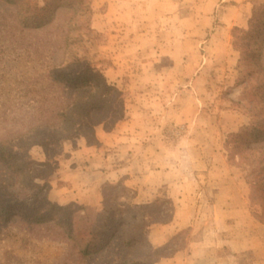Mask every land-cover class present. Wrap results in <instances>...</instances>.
Wrapping results in <instances>:
<instances>
[{
    "label": "rangeland",
    "instance_id": "1",
    "mask_svg": "<svg viewBox=\"0 0 264 264\" xmlns=\"http://www.w3.org/2000/svg\"><path fill=\"white\" fill-rule=\"evenodd\" d=\"M232 1L177 0L178 17L170 22L163 15L161 24L150 26L136 23L129 17L115 26L107 27L105 17L100 19L101 23H95V28L103 35H98V49L92 48L89 54L93 62L105 67L108 80L125 91V116L110 130L99 127L98 140L93 138L89 141L83 134H74L65 138L69 141H61L59 152L52 157L51 188L48 193L52 200L61 204L79 202L102 208L101 188L104 183L111 182L117 184L110 188L113 206L119 207V200L135 203L156 199L154 206L146 208L147 218L160 216L168 219L162 222H169L175 218L177 206L185 194L179 196L176 189L174 196L172 190L162 189L157 195L140 201L137 199L138 187L126 181L128 175H133L141 180L139 183L154 186L157 179L154 170L160 169V164L166 162L160 154L164 148L168 152H163L165 156H173L178 175L186 180L181 191L188 192V197L193 196L189 190L193 189L191 193H194L193 182L196 181L201 191L197 199L200 211L197 229L195 223L184 227L166 243L164 253H175L179 248L188 247L194 238L207 237V241H210V222L207 221L216 213L213 206L216 189L212 182H215L212 174L215 166L224 167L227 183L237 176L243 178L245 188L249 189L253 215L256 220L262 221V216L258 214H264L263 206L251 199L250 167L240 162V151L254 138V134L244 133L237 147H234L233 142L228 145V138L230 133L250 125L252 112L264 104L262 92L257 88L264 77V46L261 50V45L255 43L252 66L241 74L239 61L242 53L239 45L242 44V32L238 28H248L249 24L229 22L228 18L233 15L230 12ZM251 1L252 7L255 1L262 2ZM60 3L56 5L54 21L47 27L61 32L58 25H66L70 20L68 13L82 4L79 0ZM162 5L163 13L170 8L165 2ZM80 9L75 13V18L83 21L85 15ZM103 9L99 13H104ZM157 10H160L159 7ZM2 14L11 17L8 4L0 0V16ZM41 30L36 28L32 34ZM259 41L263 42L262 39ZM84 138L89 144H99L110 152L109 167L106 164L99 165L108 176H103L106 177L103 183H96L102 170L97 172L98 166L91 165L90 159H81L77 155L76 146H82L80 141ZM230 146L239 152L232 155ZM156 148L160 153L157 154ZM146 155L149 162L145 165L143 158ZM34 156L43 160L45 153L42 148H36ZM126 160L130 161L126 169L129 172L127 176H121L120 163ZM79 163L85 170L89 168V176L83 179L78 177L74 181L72 173ZM118 191H121V196H118ZM122 214H127V211ZM226 219L231 221L232 217ZM160 222H152L147 226L153 243V229ZM252 222L245 226L247 229L243 230V235L249 236L246 230L254 226L255 222ZM238 233L242 234L240 227ZM262 233L259 239L256 237L253 241L254 244L262 241ZM252 251L247 252L246 256L252 257L256 263L259 261L258 264H264L260 249ZM217 252L214 249L213 253ZM220 256L224 258L225 264H233L229 261L228 253L220 250ZM166 257L163 256L158 263L162 264Z\"/></svg>",
    "mask_w": 264,
    "mask_h": 264
},
{
    "label": "trees",
    "instance_id": "2",
    "mask_svg": "<svg viewBox=\"0 0 264 264\" xmlns=\"http://www.w3.org/2000/svg\"><path fill=\"white\" fill-rule=\"evenodd\" d=\"M2 1L11 17L0 16V264H159L174 252L164 253L167 244L156 246L147 231L152 222L168 221L147 218L156 199L113 206L110 188L117 184L111 182L101 188L102 208L61 204L48 194L61 141L74 134L98 140L99 127L110 130L125 116V91L89 54L103 35L93 24L94 0H79L69 23L58 25L61 32L47 25L66 0ZM79 9L83 21L75 18ZM248 24L238 28L241 74L252 66L255 43L264 46V0L255 1ZM36 28L42 30L32 34ZM252 114L250 125L230 133L228 145L237 147L244 133L254 134L240 162L250 167L252 202L264 209V104ZM234 147L232 155L239 152ZM36 148L43 149V160L34 156Z\"/></svg>",
    "mask_w": 264,
    "mask_h": 264
},
{
    "label": "crops",
    "instance_id": "3",
    "mask_svg": "<svg viewBox=\"0 0 264 264\" xmlns=\"http://www.w3.org/2000/svg\"><path fill=\"white\" fill-rule=\"evenodd\" d=\"M163 2L170 6L164 13L163 9L161 10V8H163ZM93 3L96 11L93 19L94 26H96L95 23H101L100 19L103 17L106 18L107 27L121 24L123 21H126L128 17L134 19L136 23L138 22L148 26L161 24L163 15L166 19L169 18L170 22L172 21L171 19L178 17V10H176L178 9V5H176L177 0H94ZM231 6L230 12L233 13V15L228 18V20L230 19L229 22L245 25L252 12V1L233 0ZM158 7L160 9L159 11L157 10ZM102 8H104V13H99V10H102ZM134 10H136V12ZM66 139V142L69 141ZM80 145L82 146H76L78 157L81 159H90L91 165L94 167L98 166L96 169L97 172L102 170V174L96 178V183H103V181L106 180V177L103 176H107V174L99 165L106 164L109 167L110 152L99 144H89L85 138L83 141H80ZM164 151L167 152L164 148L160 150L161 153L157 151V154L160 153L162 154L161 156L165 157L164 160L166 162L160 164V169L157 168L154 170L157 176L154 186H151L149 183H139L138 181L141 180L134 178L133 175L127 176L126 173H128L129 170L126 169L129 168L128 164H130V159L120 163L122 166V168H120L121 176H125L126 174L127 183L138 187L137 199L140 201H144L154 194L157 195L162 189L172 190V195L174 196L176 195V189L178 190L179 196L185 194V197L180 200L181 202L177 206L175 218L169 222L156 223L152 235L154 236V243L157 246L168 243L184 227H188L195 223V229H197V218L200 213L197 206L198 195H200L201 192L199 182H193L195 185L194 193H191L193 189L189 190L190 195L193 196L188 197V192H182L181 188L185 186L183 182L186 180H182L181 176L178 175V169L176 168V162L172 158L173 156H165V153H163ZM143 159H145L144 163L146 165L149 162L147 160V155L144 156ZM223 168L224 167L221 166H215L212 171L215 179V182L213 180L212 182L216 189L213 206H215L216 213H213L212 217H210L211 219L207 221L210 222V227H212L208 229L211 233L210 236H208L210 241H207V237L204 239L194 238L188 247L179 248L174 254L163 259L162 264H225L224 258L220 256V250L229 254V261L233 264L256 263L255 260H252V257L246 256V253L250 250L253 252V249L257 251L260 249L262 257H264V238L262 241H258L255 244L253 242L256 237H258V239L260 238L262 232L264 236V221L256 220L253 215L249 202V189L247 190V188H245L243 178L237 176L227 183L226 181L228 180L225 177ZM88 172H90L89 168L85 170L83 165L79 163L72 173L73 180L77 181L78 177L83 179L89 176ZM192 181L194 180L192 179ZM226 217H232V220L230 221L226 219ZM252 221L255 222L254 226L252 225V227L246 230L249 236L246 234H244V236L243 230L247 229L245 226H247L248 222L249 224L253 223ZM239 227L242 229V234L238 233ZM214 249L218 252L213 253ZM261 261L263 262L264 260L262 259ZM258 262L256 264H258Z\"/></svg>",
    "mask_w": 264,
    "mask_h": 264
}]
</instances>
